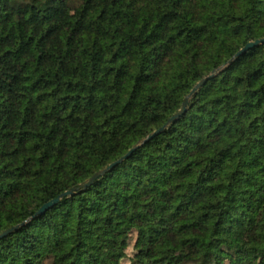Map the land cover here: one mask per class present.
<instances>
[{"label":"trees","instance_id":"obj_1","mask_svg":"<svg viewBox=\"0 0 264 264\" xmlns=\"http://www.w3.org/2000/svg\"><path fill=\"white\" fill-rule=\"evenodd\" d=\"M264 0H0V264H264Z\"/></svg>","mask_w":264,"mask_h":264},{"label":"water","instance_id":"obj_2","mask_svg":"<svg viewBox=\"0 0 264 264\" xmlns=\"http://www.w3.org/2000/svg\"><path fill=\"white\" fill-rule=\"evenodd\" d=\"M261 44H264V38H259V39H255L252 41H249L242 49H240L225 65L220 66L214 70H212L207 76L203 77L201 80H199L194 87L192 88V90L190 91V93L185 97L182 107L179 111H177L163 126H161L160 128H158L157 130L153 131L152 133H150L147 137L141 139L137 144H135L129 151L128 153H126L124 156H122L121 158H119L118 160L110 163L108 166H106L105 168L99 170L98 172H96L92 177H90L88 180H86L84 183L80 184L78 186V188H72L70 190H67L63 193H61L59 196H57L56 198L50 200L49 202L45 203L36 213L35 216L40 215L42 213H44L45 211H47L49 208L53 207L54 205L58 204L62 198L72 195L75 193L76 189H82V188H86L89 185L93 184L95 182V180L103 175H105L108 171H110L114 166L122 163L124 160H126L136 149H138L139 147H141L144 143H146L147 141L151 140L152 138H154L156 135L164 132L166 129H168L172 124L176 123L179 118L187 111L188 109V105L190 100L196 95V93L198 92V90L212 77L218 75L227 65L231 64L236 58L240 57L242 54H244L246 51L259 46ZM30 219L24 221L21 224L15 225L14 227H11L9 229H6L5 231L0 233V238L8 235L9 233H12L14 231H17L19 229L20 226L26 224Z\"/></svg>","mask_w":264,"mask_h":264}]
</instances>
